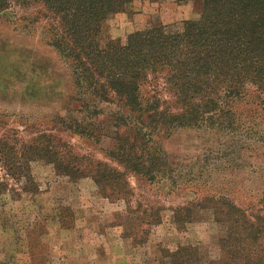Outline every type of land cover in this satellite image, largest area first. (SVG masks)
Wrapping results in <instances>:
<instances>
[{
  "label": "rangeland",
  "instance_id": "374dc122",
  "mask_svg": "<svg viewBox=\"0 0 264 264\" xmlns=\"http://www.w3.org/2000/svg\"><path fill=\"white\" fill-rule=\"evenodd\" d=\"M39 11L44 8L37 5L27 12ZM201 13L198 0H133L108 19L107 36L124 41L143 24L198 20ZM48 37L44 19L34 23L12 12L0 15V139L20 148L48 135L56 150L72 154L83 167L103 162L118 169L105 152L112 150L119 124L111 118L112 107L98 105L99 115L94 107L76 112L69 99L73 82L62 74ZM158 91L176 109L162 83ZM252 101L238 105V129L214 121L200 129L158 133V178L150 183L130 176L127 201L113 202L91 177L60 176L45 161L32 162L30 178L17 179L0 160V264H160L164 249L216 245L226 226L210 221L201 201L226 197L248 208L264 197V113L255 117L260 101ZM73 119L94 130L104 121L106 134L98 144L68 131L64 124ZM182 207L190 208L192 218L178 225L174 215ZM144 213H160L161 223L142 222Z\"/></svg>",
  "mask_w": 264,
  "mask_h": 264
},
{
  "label": "trees",
  "instance_id": "16d2710c",
  "mask_svg": "<svg viewBox=\"0 0 264 264\" xmlns=\"http://www.w3.org/2000/svg\"><path fill=\"white\" fill-rule=\"evenodd\" d=\"M132 1L0 0V15L12 12L34 23L45 20L48 46L64 69L62 74L73 82L75 92L69 99L78 106L76 112L94 107L99 115L98 105H108L111 118L119 123L111 137L112 150L105 151L118 169L103 162L83 167L78 158L60 153L52 139L42 135L20 148L0 139V160L12 176L30 178L31 163L41 160L60 176L91 177L113 202L127 201L130 176L150 183L158 178L162 160L158 133L200 129L214 121L238 129L237 107L252 99L260 101L254 116L264 113V0H198L202 4L198 20L168 25L157 20L136 28L124 41L109 38L108 19L124 12ZM37 5L44 12H27ZM161 83L176 109L158 91ZM64 125L98 144L107 128L104 121L94 130L76 119ZM199 207L210 214V221L226 226L225 235L216 245L164 249L160 264H264V197L258 206L244 208L226 197L210 196ZM191 218L188 207L175 211L178 225ZM141 221L158 225L161 216L144 213Z\"/></svg>",
  "mask_w": 264,
  "mask_h": 264
}]
</instances>
